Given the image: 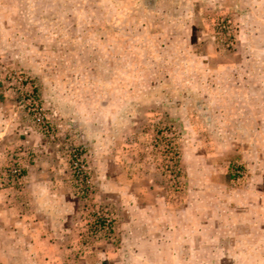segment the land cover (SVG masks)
<instances>
[{
	"label": "rangeland",
	"instance_id": "374dc122",
	"mask_svg": "<svg viewBox=\"0 0 264 264\" xmlns=\"http://www.w3.org/2000/svg\"><path fill=\"white\" fill-rule=\"evenodd\" d=\"M0 178L38 180L45 264L172 233L264 264V0H0Z\"/></svg>",
	"mask_w": 264,
	"mask_h": 264
},
{
	"label": "crops",
	"instance_id": "0c3cea01",
	"mask_svg": "<svg viewBox=\"0 0 264 264\" xmlns=\"http://www.w3.org/2000/svg\"><path fill=\"white\" fill-rule=\"evenodd\" d=\"M37 181L30 179V189L23 197L0 191V264H45L70 255L68 242L59 241L62 237L51 232L54 224L48 221L53 212L45 205V195L37 187ZM172 235L123 237L118 243L119 250L97 249L82 264H216L241 260L240 255L213 253L212 240L197 244L190 238Z\"/></svg>",
	"mask_w": 264,
	"mask_h": 264
},
{
	"label": "built area",
	"instance_id": "2783aa9c",
	"mask_svg": "<svg viewBox=\"0 0 264 264\" xmlns=\"http://www.w3.org/2000/svg\"><path fill=\"white\" fill-rule=\"evenodd\" d=\"M26 103L28 105V110L31 111L34 117H36L37 120L43 121L44 120V114L41 112V109L39 108L34 96L32 94H28L26 98ZM72 168L73 173L76 178H79L80 181H82L84 175H85V165L82 163L81 155L78 153L72 154ZM11 180L16 185L20 186L23 184V175L21 174V169L19 167H13L10 169L9 174ZM85 181L87 180V177L85 176ZM1 179V178H0ZM108 223V219H105L104 224Z\"/></svg>",
	"mask_w": 264,
	"mask_h": 264
}]
</instances>
